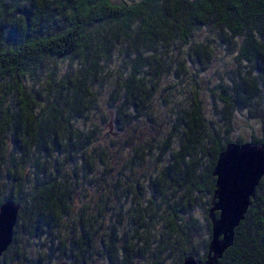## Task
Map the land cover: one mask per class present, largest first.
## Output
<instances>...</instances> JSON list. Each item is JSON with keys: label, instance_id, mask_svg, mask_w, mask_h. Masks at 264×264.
Here are the masks:
<instances>
[{"label": "rangeland", "instance_id": "1", "mask_svg": "<svg viewBox=\"0 0 264 264\" xmlns=\"http://www.w3.org/2000/svg\"><path fill=\"white\" fill-rule=\"evenodd\" d=\"M100 33L106 35L104 27ZM157 35L162 34L155 31L150 40L137 42H133L134 36L129 42L118 37L110 39V44L103 41L104 50L86 56L47 59L40 71L23 80L27 85L25 91L36 90L33 96L37 101H43L50 92V86L46 85L50 74L58 78L61 74L73 73L90 86V90H81L82 102L77 114L69 116L70 120L75 119L72 127L77 135L67 132L76 142L68 147H72L70 151L61 153L64 158L59 171L54 163L47 166L51 174L57 173L64 179L69 197L62 235L53 238L51 254L44 258L48 264L61 261L65 264H180L182 254L192 252L194 258L205 254L210 232L204 208L208 195L192 190H171L161 182L159 172L172 161L185 126L180 114L182 109L188 112L193 99L199 103L205 135L201 145L185 156L186 160L197 158L199 166L207 168L211 136L216 134L218 140L224 142L222 134L226 128V138H248L240 128L244 127L243 122L222 107L217 85H224L227 80L235 81L240 73L248 74L251 70L247 64L234 59L240 40L229 38L223 30L202 26L189 40V45L195 44L196 48L201 40L208 41L210 52L207 57L197 55L196 49L184 50L170 35L166 36L169 42L165 38L157 40ZM133 44L140 56L147 57H138L142 65L129 59ZM147 54H152V59ZM155 55H158L156 62L153 60ZM157 61L163 63L161 73L157 71ZM157 73L152 86L154 104L151 111L145 110L142 102L125 105L131 95L139 93L142 96L138 80L142 79V89L148 90L152 82L148 80L150 74L155 76ZM71 86L68 85L67 90ZM57 90L63 99L65 90L59 86ZM175 103L177 114L174 113ZM262 113L264 102L260 99L255 104L254 114ZM76 115L79 118H75ZM133 116L145 119L136 124ZM166 139L168 147L163 146ZM60 140L70 142L67 137ZM88 140V148H83ZM2 141H6L5 135ZM134 150L143 160L134 158ZM18 174L24 175L19 186L12 179V166L6 161L0 162V202L8 196L21 198L29 190V166L19 170ZM185 204L188 209L176 211L175 218L171 209L177 210V206ZM77 213L81 215V221L75 224L78 231L73 230V237L76 234L87 236L86 257L75 253L77 249L71 244L73 237L70 238L67 231L70 220H75ZM24 228H18L15 257L20 261L17 264H38L37 250L43 243L34 236L25 235ZM107 242H111L110 252L105 250Z\"/></svg>", "mask_w": 264, "mask_h": 264}, {"label": "trees", "instance_id": "2", "mask_svg": "<svg viewBox=\"0 0 264 264\" xmlns=\"http://www.w3.org/2000/svg\"><path fill=\"white\" fill-rule=\"evenodd\" d=\"M202 26L223 30L229 38L240 40L234 59L247 64L251 70L248 74L240 73L236 82L227 80L224 85H217L222 107L243 122L244 127L240 128L248 138H226V128L222 134L224 142L221 143L216 134L211 136L210 164L207 168L199 166L197 158L186 160L185 156L191 155L201 145L205 135L200 106L193 99L188 112L182 109L180 114L185 126L180 132V142L173 151L172 161L159 172L161 182L171 190H192L208 195L204 207L207 213L214 190L211 171L219 152L228 144L264 143V113L260 117L254 114L255 104L260 99L264 102V0H0V162L3 164L6 161L12 166V179L17 186L24 179L23 174H18L19 170L25 166L30 168L26 194L15 199L8 196L0 202L19 204L11 242L0 255L1 264L16 261L19 226L25 227V235L34 236L43 243L37 250V263L48 264L44 258L51 254L53 238L62 235L69 197L64 179L57 173L51 174L47 166L54 163L59 171L64 158L61 153L70 151L72 147H68L76 142L68 133L77 135L72 127L75 119L70 120L69 116L77 114L82 102L81 90H90L89 84L73 73L61 74L58 78L50 74L46 79L50 92L43 97V101H37L33 96L36 90L25 91L27 85L23 80L26 76H34L47 59L86 56L93 51L104 50L103 41L110 44V39L118 37H124L128 42L133 36V42L150 40L155 31L162 34L157 35V40L165 38L169 42L166 36L170 35L179 41L184 50L196 49L197 55L207 57L210 52V45L206 44L208 41L201 40L197 44L198 49L195 44L192 47L189 45L196 29ZM103 27L106 31L104 36L100 33ZM132 46V57L129 59L142 65L138 57H147L140 56V51L134 44ZM147 56L152 59V54ZM157 57L155 55L153 59L155 62ZM157 62V71L160 72L164 69L163 63ZM155 77L158 73L155 76L150 74L148 80L152 82L149 91L142 89L143 80L139 79L142 96L139 93L131 95L125 105L131 103L134 106L142 102L145 110L151 111ZM52 85L54 88H51ZM68 85L72 86L67 90ZM57 86L65 90L63 99L60 98V91H56ZM174 107L177 114V103ZM144 119L133 116L136 124ZM3 135L6 136L5 142L2 141ZM61 137H67L70 142H61ZM88 143L89 140L83 148H88ZM163 146L168 147V139ZM55 149H58L56 153ZM133 153L134 158L143 160L136 150ZM258 189L260 191L256 192ZM255 190L242 219L233 229L231 244L215 264H264V175ZM187 205L171 209L173 216L177 217L176 211L185 212ZM75 217L68 225L70 238L73 237V230L78 231L75 224L81 221V215L77 213ZM71 244L77 249L75 253L86 257L89 248L87 236L76 234ZM111 247V242L105 244L107 252ZM10 250L14 252L10 253ZM205 254L195 256V259L204 260ZM185 256L194 257V253L182 254L181 260ZM19 261L17 259L16 264Z\"/></svg>", "mask_w": 264, "mask_h": 264}, {"label": "water", "instance_id": "3", "mask_svg": "<svg viewBox=\"0 0 264 264\" xmlns=\"http://www.w3.org/2000/svg\"><path fill=\"white\" fill-rule=\"evenodd\" d=\"M214 190L207 209L209 240L204 260L185 256L180 264H215L231 244L233 229L242 219L255 186L264 175V144H228L219 152L211 171ZM19 204H0V255L11 242Z\"/></svg>", "mask_w": 264, "mask_h": 264}]
</instances>
